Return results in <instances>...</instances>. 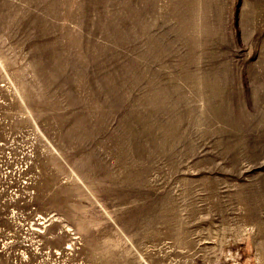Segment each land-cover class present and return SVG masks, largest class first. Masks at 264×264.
Wrapping results in <instances>:
<instances>
[{
    "label": "rangeland",
    "instance_id": "rangeland-1",
    "mask_svg": "<svg viewBox=\"0 0 264 264\" xmlns=\"http://www.w3.org/2000/svg\"><path fill=\"white\" fill-rule=\"evenodd\" d=\"M43 217L65 264H264V0H0V220Z\"/></svg>",
    "mask_w": 264,
    "mask_h": 264
},
{
    "label": "built area",
    "instance_id": "built-area-1",
    "mask_svg": "<svg viewBox=\"0 0 264 264\" xmlns=\"http://www.w3.org/2000/svg\"><path fill=\"white\" fill-rule=\"evenodd\" d=\"M50 219L0 220V264H65L63 254L72 250L73 241L49 247L44 234Z\"/></svg>",
    "mask_w": 264,
    "mask_h": 264
}]
</instances>
